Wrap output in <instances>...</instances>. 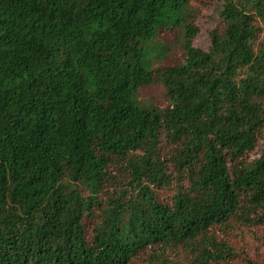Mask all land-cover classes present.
<instances>
[{"label":"trees","instance_id":"1","mask_svg":"<svg viewBox=\"0 0 264 264\" xmlns=\"http://www.w3.org/2000/svg\"><path fill=\"white\" fill-rule=\"evenodd\" d=\"M191 1L0 0V264H264V0Z\"/></svg>","mask_w":264,"mask_h":264},{"label":"rangeland","instance_id":"2","mask_svg":"<svg viewBox=\"0 0 264 264\" xmlns=\"http://www.w3.org/2000/svg\"><path fill=\"white\" fill-rule=\"evenodd\" d=\"M192 8L196 9V24L199 28L198 36L195 40V45L203 50H207L210 45L209 33L217 25L216 19V4L213 0H192ZM164 33V32H163ZM159 37L167 42L173 39V33H164ZM181 49L179 47L168 54L165 59L171 61L172 64L179 62ZM157 63L155 62V65ZM138 101L144 105L149 106L155 104L163 107L165 105V89L161 84H154L143 88L138 94Z\"/></svg>","mask_w":264,"mask_h":264}]
</instances>
